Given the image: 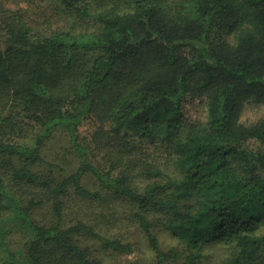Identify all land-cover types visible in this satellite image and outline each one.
Listing matches in <instances>:
<instances>
[{
	"label": "trees",
	"instance_id": "obj_1",
	"mask_svg": "<svg viewBox=\"0 0 264 264\" xmlns=\"http://www.w3.org/2000/svg\"><path fill=\"white\" fill-rule=\"evenodd\" d=\"M54 1L0 11V264L20 253L1 227L9 199L28 229L25 264H105L93 243L132 250L84 218L66 219L71 190L91 204L101 190L129 200L154 264H201L216 243L230 247L232 264H264V117L239 122L246 102H264V0ZM50 13L61 25L51 28ZM198 99L208 123L185 132V106ZM58 132L79 161L52 184L41 169L58 167L44 154ZM36 183L48 188L49 222L33 214L45 201L21 203L15 189ZM158 228L178 248L165 250Z\"/></svg>",
	"mask_w": 264,
	"mask_h": 264
},
{
	"label": "rangeland",
	"instance_id": "obj_2",
	"mask_svg": "<svg viewBox=\"0 0 264 264\" xmlns=\"http://www.w3.org/2000/svg\"><path fill=\"white\" fill-rule=\"evenodd\" d=\"M40 2L37 6H34L29 0H0V11L4 8L12 9L13 11L20 10L21 13L31 11L39 7L41 3L51 9L55 4L54 0H37ZM58 6V5H57ZM47 9V10H48ZM28 13V12H27ZM1 15V14H0ZM50 21L53 25L51 28H55L60 24L59 21H64L61 16L53 15ZM28 17V16H26ZM65 23V22H63ZM231 37V35H229ZM3 38V37H2ZM94 58H87V67H90ZM14 114L10 110H5V114ZM185 115L187 117V124L184 131L190 127L191 124L206 125L208 123V105L205 99H198L187 102L185 106ZM264 117V102L248 101L244 104L241 114L239 116V122L243 125H251ZM20 119L21 117H16ZM18 121V120H17ZM30 127V126H29ZM94 131V127L90 122H86L81 128V134L83 137L90 139L91 133ZM11 137L17 141H24L22 134L11 135ZM152 153V149L143 147L142 150ZM92 153L97 154L96 160L106 159L104 153H97L91 150ZM45 157L54 161L58 167L52 170H47V167H43L41 170L44 180H48L52 184L58 183L63 177L72 173L78 165V156L69 144L68 138L65 133L58 132L51 139H49L44 147ZM94 160V161H96ZM87 177V176H86ZM86 182L91 188H96L95 182L91 178H86ZM143 183V182H141ZM19 195L22 199H29L36 197V200H43L44 203L34 208V216L41 222H49L52 220V206L47 194L48 188L42 183L29 184L23 186H17ZM103 194V200L91 204L88 199H82L78 197L73 190L69 193L70 202H67L65 208L66 219L69 221H75L77 219H85L88 224L93 225L95 229L101 234L109 237H117L122 242L129 243L133 246L130 252L118 253L112 250H102L94 243L93 251L95 255L105 264H128L129 262H136L138 264H154V253L151 251L145 234L138 225V221L135 218L136 207L122 196H117L110 190H101ZM66 197V196H65ZM64 197V198H65ZM9 208L5 210V218L1 220V227L5 230L7 235L5 241L13 249H19L17 264H25V255L21 252L22 245L28 239L26 225L23 224L17 216V207L12 200H8ZM79 203V205H77ZM30 230V229H29ZM161 246L165 250L178 248V240L174 238L168 231L162 228L155 229ZM87 244L91 245V241ZM205 257L201 264H218L220 262H226L232 264L234 256L230 247H226L223 244H212L205 250Z\"/></svg>",
	"mask_w": 264,
	"mask_h": 264
}]
</instances>
